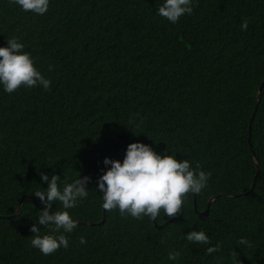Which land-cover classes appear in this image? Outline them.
Segmentation results:
<instances>
[{
  "label": "trees",
  "instance_id": "trees-1",
  "mask_svg": "<svg viewBox=\"0 0 264 264\" xmlns=\"http://www.w3.org/2000/svg\"><path fill=\"white\" fill-rule=\"evenodd\" d=\"M162 2L50 0L38 15L0 0V46L18 37L51 81L0 88V264H264V87L249 142L264 82V0H194L176 23L157 14ZM136 141L210 173L170 219L163 209L155 222L102 207L104 158L122 161ZM40 173L59 175L61 188L91 177L88 197L68 209L78 221L69 246L48 255L31 246L43 207L33 193L47 188ZM191 230L209 243L188 241Z\"/></svg>",
  "mask_w": 264,
  "mask_h": 264
},
{
  "label": "clouds",
  "instance_id": "clouds-1",
  "mask_svg": "<svg viewBox=\"0 0 264 264\" xmlns=\"http://www.w3.org/2000/svg\"><path fill=\"white\" fill-rule=\"evenodd\" d=\"M14 3L22 10L38 15H44L50 6V0H14ZM193 10L194 0H163L157 14L176 23L181 16L191 14ZM241 28L247 30V18L242 21ZM24 49V43L15 36L7 38L6 46H0V88L4 92L12 93L21 86L50 88L51 81L34 66V58ZM103 163L106 170L97 181L102 194V207L106 210L118 208L121 215L138 219L148 216L153 221L161 209L169 219L174 217L182 209L184 195L199 194L207 186L210 176L199 166L194 169L188 159L178 160L174 155L161 154L139 141L127 145L122 161L105 157ZM40 175L47 188L33 193L43 207L31 226V246L48 255L69 246L66 234L77 228L78 221L68 209L88 197L87 185L91 177L79 175V178L61 188L59 175ZM56 201L61 203L62 209L52 211ZM40 225L51 231L41 235ZM185 235L191 242L208 244L210 241L203 230H191ZM81 243H86L84 237H81ZM239 243L249 242L242 237ZM214 251H217V246L207 248L208 253ZM179 255V251H172L169 259L175 261Z\"/></svg>",
  "mask_w": 264,
  "mask_h": 264
},
{
  "label": "water",
  "instance_id": "water-1",
  "mask_svg": "<svg viewBox=\"0 0 264 264\" xmlns=\"http://www.w3.org/2000/svg\"><path fill=\"white\" fill-rule=\"evenodd\" d=\"M263 87H264V82L262 83V85H261L260 88H259L260 98L258 99V102H257V104H256V106H255V109H254V112H253V115H252V117H251V121H250V126H249V131H250V139H249V142H250V144H251V129H252V122H253L254 117H255V114H256V112H257V110H258V106H259V103H260V100H261V92H262V90H263ZM254 160H255L256 165H257V167H258V161H257V158L255 157V154H254ZM259 172H260V170L257 169V173H256V176H255L256 178H257ZM254 185H255V183L253 184V187H254ZM24 198H28V199H30V200H31L32 202H34V203L36 202V201H35L33 198H31L30 196H24ZM214 198H215V197H213V198L210 199V201H209V203H208V206H207V208H206L204 211H198V214H199L200 218H202V219H206V218L209 216L210 203L214 200ZM22 205H23V199L20 201V206H19L17 212L15 213V215H18V214L21 212ZM195 208H196V210H197L196 204H195ZM182 213H183V211L180 213V215H181ZM3 217H4V216L0 215V218H3ZM171 220H172V219H171ZM171 220H169V221H171ZM104 221H105V220H103L101 223H104ZM154 221L156 222V220H154ZM169 221H166L164 224L159 225V228H161V227L167 225V224L169 223Z\"/></svg>",
  "mask_w": 264,
  "mask_h": 264
}]
</instances>
